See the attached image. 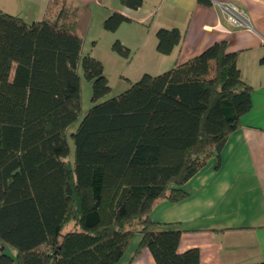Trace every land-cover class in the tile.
Here are the masks:
<instances>
[{
    "label": "trees",
    "instance_id": "1",
    "mask_svg": "<svg viewBox=\"0 0 264 264\" xmlns=\"http://www.w3.org/2000/svg\"><path fill=\"white\" fill-rule=\"evenodd\" d=\"M120 2L138 10L144 0ZM51 4L58 11L32 23L0 9V264H120L137 233L136 256L148 249L156 264H200L198 249L178 252L182 230L158 231L165 226L150 215L160 200L188 197L185 184L251 110L237 54L217 43L105 99V67L83 55L78 32L89 7ZM126 22L115 12L103 28L114 33ZM156 38L157 52L170 55L182 34L159 29ZM112 49L130 53L118 40ZM80 67L94 105L79 122ZM77 122L71 163L67 132Z\"/></svg>",
    "mask_w": 264,
    "mask_h": 264
},
{
    "label": "crops",
    "instance_id": "2",
    "mask_svg": "<svg viewBox=\"0 0 264 264\" xmlns=\"http://www.w3.org/2000/svg\"><path fill=\"white\" fill-rule=\"evenodd\" d=\"M51 1L0 0V9L32 23L42 20L50 9L53 14L58 11ZM65 3L71 9H90L88 28L78 31L83 45L94 21L103 28V22L115 12L129 19L114 33L102 30L117 34V40L130 50L127 58L133 51L128 62L129 66L139 65L137 77L162 74L221 42H226L227 52L237 54L241 76L253 89L251 110L241 117L239 128L229 135L222 150L185 184L188 197L178 203L160 200L150 216L165 226L158 231L168 227L182 230L178 252L198 249L200 264L264 262V0H213L210 6L198 0H144L138 10L123 6L120 0ZM228 4L247 13L249 27L229 22L222 8ZM174 28L182 34L181 43L170 55L158 53L156 32ZM109 41L112 44L114 38ZM98 43L93 41V57ZM130 245L124 264L131 260V264H156L148 249L136 256L138 246L130 251ZM15 254L14 250L12 256Z\"/></svg>",
    "mask_w": 264,
    "mask_h": 264
},
{
    "label": "rangeland",
    "instance_id": "3",
    "mask_svg": "<svg viewBox=\"0 0 264 264\" xmlns=\"http://www.w3.org/2000/svg\"><path fill=\"white\" fill-rule=\"evenodd\" d=\"M102 29L103 28L97 24V21L93 22V25L90 30V34L86 38L85 44L83 45V55L90 54L91 49L93 48L94 40H97L99 42L97 51L94 52V57L100 60L105 67V75L111 87V93L105 98L108 99L123 94L128 88H130L132 83H136L137 81H139L144 74L141 73L143 75H140L141 77L140 76L137 77V74H139L140 72L139 71L140 68L138 67L139 65L134 66V64L132 63V65L129 66L128 59L133 56L132 55L134 54L133 51L132 54H130L129 58L127 57L125 58L117 54L112 49L113 44L117 41V34L108 35L105 32H103ZM111 36L114 38L112 44L109 41V37ZM79 75L81 77L82 110H83L82 115L80 116L79 119L80 122L84 117V115L86 114V112H88V110L94 105V103L91 101V95H92L91 83L85 79L81 67L79 68ZM129 80L131 81L129 82ZM79 122H77L67 132L68 142L71 149V154H70L71 163L74 162V145L70 137V134L77 129ZM140 240H141L140 235L137 234L134 236L129 248L130 251L138 246ZM9 252L11 255L14 254V250L12 248L9 249ZM125 261H126V257L121 262V264H124Z\"/></svg>",
    "mask_w": 264,
    "mask_h": 264
},
{
    "label": "built area",
    "instance_id": "4",
    "mask_svg": "<svg viewBox=\"0 0 264 264\" xmlns=\"http://www.w3.org/2000/svg\"><path fill=\"white\" fill-rule=\"evenodd\" d=\"M222 8L232 25L236 27H249L248 16L245 11L233 4L222 5Z\"/></svg>",
    "mask_w": 264,
    "mask_h": 264
}]
</instances>
